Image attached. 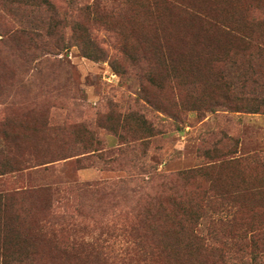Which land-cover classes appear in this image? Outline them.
Segmentation results:
<instances>
[{"label":"rangeland","instance_id":"374dc122","mask_svg":"<svg viewBox=\"0 0 264 264\" xmlns=\"http://www.w3.org/2000/svg\"><path fill=\"white\" fill-rule=\"evenodd\" d=\"M0 149L5 264H167L175 191V264H264V0H0Z\"/></svg>","mask_w":264,"mask_h":264},{"label":"trees","instance_id":"16d2710c","mask_svg":"<svg viewBox=\"0 0 264 264\" xmlns=\"http://www.w3.org/2000/svg\"><path fill=\"white\" fill-rule=\"evenodd\" d=\"M82 10V7L81 9ZM81 23V22H80ZM78 23V20L76 18H71V16H67L66 13H63L61 16H57L55 18V21L53 23V27L58 29V36L60 39H64V28L68 25H70L71 28V33L74 32L75 28L80 25ZM213 26H217L216 23H212ZM49 29V27L47 28ZM50 32H46V36H49ZM73 35V34H72ZM77 39L81 42H84L85 40L90 41L93 40L90 34H83V35H78L76 36ZM5 150L9 149H0L1 153H4ZM17 161L16 163H18ZM17 170H12L11 172H16ZM9 172H1L0 175L6 174ZM180 173H178L176 176L180 177ZM100 183H95L93 185L85 183L79 186V189L81 190H92L94 188H99ZM177 185H174L172 187V191H174ZM168 200L171 201L176 205V209L167 211L166 214L163 216V218H158L160 213L162 212L156 209H152L151 207H144L142 217L140 219L141 222V230L143 232V237L150 235L152 239H154L155 243H159L160 246L162 247V250L155 251L153 252H147L144 250V244L142 242V239L140 238V241L137 243V248L140 252V256L143 257L144 259L147 258V255L153 254L154 251L157 256L164 254L167 258L170 259L171 262L167 264H175L172 261V258L175 257V255L181 254L183 250V245L184 244H192L195 247H198L201 241V235L198 232L197 229V218L198 214L195 211V209H192L190 204L191 203H197V200L193 197H187L186 198V193H178V191H175ZM148 198H151L148 196ZM0 242L3 244L0 246V264H5L7 258V255L4 253V243L5 239L8 237L7 234H4V227L1 228V226L4 224L5 218H4V210L3 208L4 203L3 202V194L0 193ZM146 201H149L146 199ZM162 204V203H161ZM160 204V205H161ZM196 205V204H195ZM4 206V207H3ZM189 206V207H188ZM164 217H166L164 219ZM154 221V222H153ZM162 221H165V224H162ZM3 222V223H2ZM153 222V223H152ZM152 223V225H151ZM16 237V236H15ZM40 237L42 238H49L46 235H41ZM53 239H55L53 237ZM154 244V243H153ZM87 246H91V248H95L98 246H94L93 244L85 243ZM156 247V246H155ZM166 249H168V252H165ZM152 251V250H149ZM154 253V254H155ZM13 261H19L20 257H11ZM178 264L179 261H178Z\"/></svg>","mask_w":264,"mask_h":264}]
</instances>
